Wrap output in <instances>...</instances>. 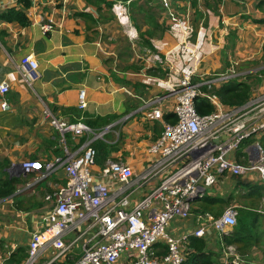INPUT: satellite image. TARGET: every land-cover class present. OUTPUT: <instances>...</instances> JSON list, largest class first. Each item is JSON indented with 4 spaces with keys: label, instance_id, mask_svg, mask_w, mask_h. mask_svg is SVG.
I'll return each mask as SVG.
<instances>
[{
    "label": "crops",
    "instance_id": "0c3cea01",
    "mask_svg": "<svg viewBox=\"0 0 264 264\" xmlns=\"http://www.w3.org/2000/svg\"><path fill=\"white\" fill-rule=\"evenodd\" d=\"M91 1L31 0L30 8L25 11L30 23L24 28L0 19V85H7L4 99L9 106L7 111L0 108V162L8 164L4 173L9 178L19 180L12 196L0 199V264H23L32 234L43 229L44 218L54 204L45 201V198L66 183L63 167L56 169L46 180L35 182L33 175L25 176L18 170L13 171L11 164L53 160L62 156L64 150L79 152L92 138V134L74 136L69 132L62 136L43 115L44 107L58 121L68 124L79 122L94 134H101L96 141L108 150L105 162H122L131 168L134 177L142 174L148 163L156 159L149 148L160 137L164 124L175 121V92L171 90L179 86L181 79V73L174 70L183 67L179 57L182 37L170 30L169 19L161 3L153 0L150 7L158 12L157 22L166 30L161 36H154L149 41L155 52L165 58L166 65L171 68V71L161 68L167 72L163 78L156 71L147 74L142 61L148 50L142 47L141 33L147 27L142 15L133 10L130 4L138 2L137 5H142L144 0H106L112 4H103L99 12ZM258 1L221 0L217 8L219 15L206 9L202 0H198V13L192 8L191 0H172L170 4L172 11L180 19L187 20L190 26L188 43L193 47L198 43L205 53L192 70L194 82L213 80L232 69L234 64L244 63V71L255 65L254 70L243 73L244 81L234 77L238 83L251 82L252 78L259 79L257 86L252 87L253 83L250 84L249 99L242 106L222 104L216 96L215 90L223 86H226L227 95L233 96V93L228 92V81L214 83L211 87L215 88L214 94L204 91V94L213 95L217 104L199 97L211 104L213 111L222 115L239 111L236 117L245 121L247 130L264 120V24L258 23L264 19V13L257 9ZM17 2L0 0V15L16 7ZM115 5L125 9L126 19L121 18V23ZM78 13L90 14L89 21L77 16ZM126 20L127 23L122 24ZM45 24L54 26L53 30L43 32L42 26ZM112 26L117 27L114 32L110 31ZM120 26L127 29L123 31L125 39L121 44L116 39L117 32L121 33L118 30ZM129 30L131 37L127 34ZM232 32L236 37L235 46H230L228 41V34ZM221 51L229 57L231 67L228 69L224 58L220 57ZM28 55L38 64L37 78L31 83L25 82L18 73L20 59ZM80 90L85 92L84 109L79 108ZM155 99L158 102L153 103ZM153 108L162 112L161 120L148 119ZM226 139L227 136L222 135L218 141ZM256 144L264 151V134L243 140L238 148L228 151L227 161L247 166L248 152ZM100 167L95 165L91 169L93 177L104 181L113 190L111 182L101 176ZM158 183L159 179L156 178L143 188H136L131 194L132 204H136ZM260 185V177L255 170H246L237 177L223 174L217 177L215 186L205 189L204 197L214 201L221 199L228 204L231 202V206L246 211L243 221L250 224L252 211L264 217V197L260 198L256 190ZM238 202L241 204L237 205ZM212 206L209 209L216 213L226 205L213 209ZM194 210H202L197 200L192 202L190 215L186 219L173 217L166 226V231L172 237L189 236L185 244L187 249L194 237L193 231L207 222L206 217L197 220L198 217L206 214L213 218L220 217ZM235 210L237 212V208ZM263 224L264 219L259 218L257 228L256 225L253 227L252 236L255 241L247 251V264H264L261 239L264 236ZM228 231L232 233V229ZM92 234L93 231L88 232L64 257L51 264H73L80 255L81 243ZM73 238L66 237L64 241L69 243ZM201 239L205 242V253L218 254L219 240L210 228L204 227ZM155 250L158 256H162L166 253V246L158 242ZM187 251L189 254L191 250ZM22 253L25 258L17 263ZM9 258L13 262H8ZM51 259L52 252L45 250L38 256L36 264H47ZM118 264H127V261L121 258Z\"/></svg>",
    "mask_w": 264,
    "mask_h": 264
},
{
    "label": "built area",
    "instance_id": "2783aa9c",
    "mask_svg": "<svg viewBox=\"0 0 264 264\" xmlns=\"http://www.w3.org/2000/svg\"><path fill=\"white\" fill-rule=\"evenodd\" d=\"M154 1H159L164 8L171 22L170 30L182 37L179 57L183 67L174 70L181 73V79L179 86L171 90L175 92V122L164 124L160 137L149 148L156 159L148 163L138 177H134L131 168L122 162L107 160L100 167L101 176L114 187L111 190L107 183L96 180L91 173L96 155L91 144L101 134H94L79 122L68 124L58 121L44 107L43 115L62 136L69 132L74 136L92 134V138L79 152L64 150L62 156L53 160L11 164L13 171L18 170L25 176L33 175L35 182L46 180L60 167L66 174L65 185L45 198V201L54 204L44 218L43 229L32 234L27 248L28 257L23 264H35L45 250L52 252V259L47 262L51 264L64 257L90 231L93 234L85 237L87 240L81 243L80 255L73 264H118L121 258L127 264H183L188 254L185 244L189 236L176 238L167 233L166 226L171 218L186 219L190 215L192 202L203 198L205 189L215 186L220 175L237 177L246 170H255L264 187V152L260 147L255 146L248 152L247 166L230 163L226 159L228 151L238 148L243 140L264 134V120L247 130L245 121L236 117L239 111L224 115L216 110L204 115L197 113L195 99L198 97H205L217 104L215 97L204 94L201 87L210 89L214 83L228 81L234 77V71L230 69L210 81L194 82L192 70L205 53L198 43L194 47L188 43L190 26L187 20L180 19L172 11V0ZM115 9L125 13L121 5ZM53 27L45 24L42 30L51 32ZM127 34L132 36L130 30ZM142 61L145 69L159 66L171 71L165 58L157 52L148 50ZM37 68L36 60L28 55L20 59L18 73L25 82L31 83L37 78ZM7 91V85L1 84L0 108L3 111L9 110L4 99ZM156 102L158 99L153 100V103ZM85 107V92L80 90L79 108ZM148 119L161 120L162 112L153 108ZM222 135H226L227 139L219 142L218 138ZM156 178L159 179L158 185L132 204V192ZM205 217L207 222L195 229L192 236L202 238L204 227L210 228L218 236H224L236 226L237 213L233 208H227L218 218L206 214L197 220ZM83 226L84 229L77 233ZM70 234L74 238L67 243L64 239ZM158 242L166 246V253L162 256H158L155 250ZM220 262L246 263L234 245L223 246Z\"/></svg>",
    "mask_w": 264,
    "mask_h": 264
},
{
    "label": "trees",
    "instance_id": "16d2710c",
    "mask_svg": "<svg viewBox=\"0 0 264 264\" xmlns=\"http://www.w3.org/2000/svg\"><path fill=\"white\" fill-rule=\"evenodd\" d=\"M203 1V5L206 9L211 10L214 14L219 15L217 8L218 5L221 4V0H202ZM234 1V0H233ZM153 2V0H144V3L142 5H137L138 2H131L130 6L132 7L133 10L137 11L139 14L142 15V19L144 21V24L146 25V30L141 33V37H142V47L146 48L147 50H149L151 53H156L153 46L151 45L149 39L154 37V36H161L164 31L166 30V28L163 25L158 24L157 22V17L156 15H158V12H154L153 8L150 7V4ZM91 4H93V6L98 7L97 11H101V6L104 4L105 6H110L112 3L106 0H92ZM198 0H191V6L192 8L195 10L196 13H198ZM257 5V9H259V11H261L262 13H264V0H259ZM31 6V0H18L17 2V6L16 7H12L9 8L4 14L0 15V19L6 23H16L18 24L20 27L24 28L29 26V20L26 17L25 11L30 8ZM159 11H160V6L158 7ZM90 14H86V13H78L77 16L86 18L87 21L88 17ZM244 19H247L246 17H244ZM134 20V18H133ZM259 24H264V19L260 22H258ZM228 38L235 40V34L229 33L228 34ZM220 57L224 58L225 61V65H226V69H228L231 64L229 63V57H226V54L224 51L220 52ZM263 62H264V48H263ZM153 71H156L158 73H160L159 75L163 78L166 76L167 72H164L159 66H157L156 68L150 67L148 69H145V72L147 74H153ZM168 71V70H165ZM155 74V73H154ZM255 84L257 81H259V79L255 78L251 80V82H254ZM225 84V83H224ZM223 85V84H222ZM230 87V91L229 88L228 92L233 93V96H228L226 91H225V87L223 86L218 90H215V88H212L211 90H208L206 87H202V90L205 92H212L215 90L216 96L219 97V100L222 104H228V105H241L245 102L248 101L249 99V94H250V90H251V86L249 83L247 82H242V83H238L236 82V80L234 78L228 80L227 84ZM214 94V93H213ZM195 107H196V111L197 113L203 115V114H208L210 112L213 111V107L210 106L204 99L202 98H197L195 100ZM101 126V124L99 125ZM92 148L95 149L96 151V155H95V165H100L102 166L105 162L106 159V154H107V148L106 146H104L102 143L98 142V141H94L92 144ZM7 163L6 162H0V199H5L8 198L10 196H12V194L16 191L17 189V185L19 180L16 178H9L5 173H4V168L7 167ZM256 190L258 191V195L259 197H264V190H263V186L260 185L258 187H256ZM263 194V195H262ZM215 199H210L208 197H204L201 198L199 200H197L198 202H200V206H201V211H195L194 212H210L212 213L215 217H218L222 214V210L213 213L209 208L215 204H223L228 206V203H223V201L221 199H219L218 201H214ZM223 205H214L212 206V209L214 207H220ZM238 211L240 212V216L238 215L236 218V226L232 229V233L229 235H224L222 237V243L219 242V252L218 254H215L213 252H207L205 253L203 251V249L205 248V242L201 239V238H191L190 241V245L188 247V249H190L191 251L189 252V254L186 256L185 261L183 262V264H221L219 262L220 258H221V250L223 248V246H231L234 245L237 248V251L239 252V254L245 259L247 264V251L249 250V248L252 246V244L254 243L255 239L252 236V230L253 227L256 225H258V219L259 218H263L264 217L261 214H258V212L256 211H252V222L250 224L246 223L243 217V214L246 212L244 210H242L241 208L238 209ZM238 212V213H239ZM251 213V212H250ZM245 222V223H244ZM231 237V238H230ZM187 249V250H188ZM25 258V255L22 253L19 257V259H17V263L18 261H21ZM8 262H13L11 261V258H9L7 260Z\"/></svg>",
    "mask_w": 264,
    "mask_h": 264
},
{
    "label": "rangeland",
    "instance_id": "374dc122",
    "mask_svg": "<svg viewBox=\"0 0 264 264\" xmlns=\"http://www.w3.org/2000/svg\"><path fill=\"white\" fill-rule=\"evenodd\" d=\"M189 15L191 16V14L189 13ZM117 20V19H116ZM167 21V20H166ZM168 22V21H167ZM170 22V21H169ZM168 22V24H169V26L171 25V22L169 23ZM116 23L118 24V21H116ZM111 25H109L108 27H110ZM111 29L112 30H110L111 32H114V30H116L117 29V27L116 26H112L111 27ZM118 30L119 31H121V33L120 34H118V32L117 31H115V32H117V35H116V39H117V41L121 44L122 42H123V40L125 39L123 36V31L125 32L127 29L126 28H124L123 26H120L119 28H118ZM103 38L104 39H106V35L105 34H103ZM228 41L230 42V46H235V40H232L231 38L229 39L228 38ZM246 68V66L244 65V63L243 64H234L233 65V70H234V74H233V76L234 77H237V78H239L240 80H242V81H244V79H242V77L244 76V72H246V71H248V70H254V68H255V65L253 64V66H249V68L247 69V70H245L244 71V69ZM238 74H239V77H238ZM247 80H249V79H247ZM237 81V80H236ZM249 84H251V83H253L252 84V87H255V86H257V84H255V81L254 82H248ZM262 101H264V100H262ZM17 171V170H16ZM242 199V198H241ZM231 203V202H230ZM229 203V205L228 206H225L224 208H222V211L224 210V209H226V208H229V207H233V208H237V212H238V209H239V207H237V206H231L232 204H230ZM241 203L240 202H238V204L237 205H240ZM261 227H264V224L261 226ZM84 229V226L82 227V228H80V229H78L76 232L77 233H80L82 230ZM167 232V231H166ZM168 233V232H167ZM72 236V234H70V235H68L67 237L68 238H70ZM262 239V241H263V245H262V247L264 248V236L261 238Z\"/></svg>",
    "mask_w": 264,
    "mask_h": 264
},
{
    "label": "clouds",
    "instance_id": "9594fccd",
    "mask_svg": "<svg viewBox=\"0 0 264 264\" xmlns=\"http://www.w3.org/2000/svg\"><path fill=\"white\" fill-rule=\"evenodd\" d=\"M130 1H131V0H130ZM116 12H117V10H116ZM123 14L125 15V13H123ZM117 18H118V17H117ZM118 21L121 23V21L119 20V18H118ZM128 36H129V35H128ZM129 37H130V36H129ZM230 64H231V63H230ZM230 67H231V66H230ZM226 72H227V71H226ZM226 72H225V73H226ZM223 74H224V73H223ZM233 78H234V77H233ZM231 79H232V78H231ZM229 80H230V79H229ZM225 82H226V81H225ZM221 83H223V82H221ZM202 87H206V86H202ZM202 87H201V91L204 93V91L202 90ZM210 89H212V88H210ZM201 97H202V96H201ZM198 98H199V97H198ZM196 99H197V98H196ZM196 99H195V100H196ZM210 105H211V104H210ZM211 106H212V105H211ZM212 107H213V106H212ZM212 112H213V111H212ZM210 113H211V112H210ZM208 114H209V113H208ZM203 115H204V114H203ZM174 116H175V115H174ZM174 122H175V121H174ZM174 122H173V123H174ZM170 124H172V123H170ZM257 146L260 147L258 144H256V147H257ZM261 149H262V148H261ZM262 151H263V150H262ZM263 152H264V151H263ZM260 183H261V181H260ZM261 185H262V183H261ZM262 186H263V185H262ZM263 190H264V187H263ZM203 197H204V196H203ZM229 208H233V207H229ZM233 210H235V209L233 208ZM235 211H236V210H235ZM236 213L238 214V212H236ZM236 218H237V217H236ZM236 223H237V221H236ZM234 227H235V226H234ZM234 227H233V228H234ZM233 228H231V229H233ZM231 229H230V230H231ZM229 234H231L230 231H229L228 235H229ZM215 235H216V234H215ZM216 237L218 238L219 242L222 243V237H223V236H218V235H216ZM222 244H223V243H222ZM27 248H28V247H27ZM27 257H28V253H27V256H26L24 262L26 261ZM36 261H37V259H36ZM24 262H23V263H24ZM220 263H221V262H220ZM35 264H36V262H35Z\"/></svg>",
    "mask_w": 264,
    "mask_h": 264
},
{
    "label": "bare ground",
    "instance_id": "6f19581e",
    "mask_svg": "<svg viewBox=\"0 0 264 264\" xmlns=\"http://www.w3.org/2000/svg\"><path fill=\"white\" fill-rule=\"evenodd\" d=\"M117 14H120V16H119V19H120V21H121V18H124V19H126L125 18V15L123 14V11L122 10H117ZM127 23V20L123 23L122 22V24H126Z\"/></svg>",
    "mask_w": 264,
    "mask_h": 264
}]
</instances>
